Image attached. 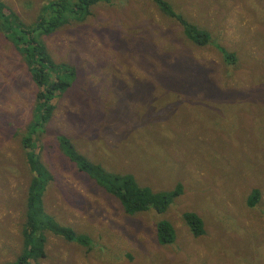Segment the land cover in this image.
I'll return each instance as SVG.
<instances>
[{
	"label": "rangeland",
	"instance_id": "rangeland-1",
	"mask_svg": "<svg viewBox=\"0 0 264 264\" xmlns=\"http://www.w3.org/2000/svg\"><path fill=\"white\" fill-rule=\"evenodd\" d=\"M0 1L30 26L50 0ZM167 1L212 35L207 46L153 0H109L41 38L55 62L76 70L37 143L53 176L45 207L91 248L49 232L40 264H264V0ZM37 91L0 27V264L24 248L31 174L21 139ZM60 136L110 172L154 191L181 185L182 195L163 214L127 215L62 155ZM254 190L261 198L251 208ZM185 213L202 219L204 235L192 234ZM166 221L175 242L162 246L157 226Z\"/></svg>",
	"mask_w": 264,
	"mask_h": 264
},
{
	"label": "trees",
	"instance_id": "trees-1",
	"mask_svg": "<svg viewBox=\"0 0 264 264\" xmlns=\"http://www.w3.org/2000/svg\"><path fill=\"white\" fill-rule=\"evenodd\" d=\"M108 1L50 0L42 8L37 22L30 26L24 24L16 13H9L8 7L0 1V27L23 54L31 78L38 88L33 119L21 139L26 165L31 174L22 231L24 248L15 262L7 264H40L39 260L45 258L49 232L68 242L91 248V241L87 236L77 235L71 228L58 223L45 207L44 197L53 176L36 152L37 148L40 149L37 143L46 133V126L54 115V100L74 88L76 70L67 64L55 62L41 38L53 34L71 22H84L91 15L93 7ZM153 1L164 15L180 24L189 41L198 47H205L210 43L212 35L188 21L167 0ZM219 50L225 60H236L234 53L226 51L222 46ZM0 124L4 123L0 121ZM58 144L62 155L76 166L77 171L85 175L94 186L115 197L127 215L150 210L163 214L182 195L181 185H177L175 190L169 192L154 191L148 186L140 185L133 175L106 170L102 165L82 156L71 139L66 136L58 137ZM260 198V191L254 190L248 199V206L256 207ZM184 221L195 237L204 235V224L197 214L185 213ZM157 242L162 246L175 242V229L169 222L158 224Z\"/></svg>",
	"mask_w": 264,
	"mask_h": 264
}]
</instances>
